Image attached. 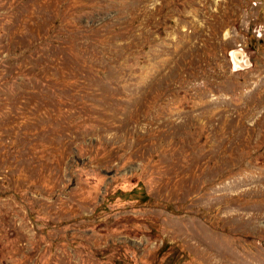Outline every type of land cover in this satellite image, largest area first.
Segmentation results:
<instances>
[{"label":"rangeland","instance_id":"374dc122","mask_svg":"<svg viewBox=\"0 0 264 264\" xmlns=\"http://www.w3.org/2000/svg\"><path fill=\"white\" fill-rule=\"evenodd\" d=\"M263 83L264 0H0V264H264Z\"/></svg>","mask_w":264,"mask_h":264},{"label":"bare ground","instance_id":"6f19581e","mask_svg":"<svg viewBox=\"0 0 264 264\" xmlns=\"http://www.w3.org/2000/svg\"><path fill=\"white\" fill-rule=\"evenodd\" d=\"M201 7H202V6H201ZM263 84H264V83H263ZM262 86H263V85H262ZM262 86H261V87H262Z\"/></svg>","mask_w":264,"mask_h":264},{"label":"water","instance_id":"95a60500","mask_svg":"<svg viewBox=\"0 0 264 264\" xmlns=\"http://www.w3.org/2000/svg\"><path fill=\"white\" fill-rule=\"evenodd\" d=\"M234 56V55H233Z\"/></svg>","mask_w":264,"mask_h":264}]
</instances>
